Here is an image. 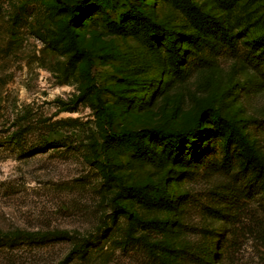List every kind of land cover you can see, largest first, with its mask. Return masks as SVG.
Returning a JSON list of instances; mask_svg holds the SVG:
<instances>
[{
	"label": "rangeland",
	"instance_id": "rangeland-1",
	"mask_svg": "<svg viewBox=\"0 0 264 264\" xmlns=\"http://www.w3.org/2000/svg\"><path fill=\"white\" fill-rule=\"evenodd\" d=\"M228 124L264 162V0H0V264H264Z\"/></svg>",
	"mask_w": 264,
	"mask_h": 264
},
{
	"label": "trees",
	"instance_id": "trees-1",
	"mask_svg": "<svg viewBox=\"0 0 264 264\" xmlns=\"http://www.w3.org/2000/svg\"><path fill=\"white\" fill-rule=\"evenodd\" d=\"M69 9L72 8V6H67ZM71 13V11H70ZM170 52L171 55H173L174 53V48L173 46L170 47ZM210 116L212 117V119L214 120L215 123H217V126L220 125L218 116L216 113L212 112L210 114ZM230 132L235 134L236 137V141H237V147L240 148V151L243 155V158L245 159V163H248V166H251V168L253 169V171H255V175L261 178V183H262V190L264 191V162L262 160H260L257 156V154L255 153L254 149L249 145V143L247 142V140L245 139V137L238 131V129L233 125V124H228ZM134 132L133 131H125L122 132L121 134L116 133L113 134L115 137H119L121 135L123 136H130L133 135ZM166 135H169L168 133H165ZM229 142V139L226 140L225 143ZM227 148V144L225 145L224 149ZM226 150V149H225ZM78 251V248H77Z\"/></svg>",
	"mask_w": 264,
	"mask_h": 264
}]
</instances>
